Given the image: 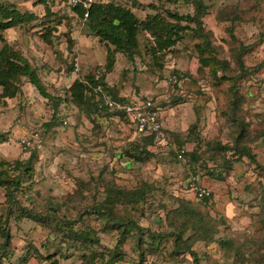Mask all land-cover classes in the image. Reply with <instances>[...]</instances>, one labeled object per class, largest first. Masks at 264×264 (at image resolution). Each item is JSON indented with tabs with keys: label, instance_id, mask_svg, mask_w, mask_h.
<instances>
[{
	"label": "rangeland",
	"instance_id": "1",
	"mask_svg": "<svg viewBox=\"0 0 264 264\" xmlns=\"http://www.w3.org/2000/svg\"><path fill=\"white\" fill-rule=\"evenodd\" d=\"M103 1L124 4L140 19L155 13L146 7L149 0H138L144 5L142 8L133 4L132 0H96V3ZM203 1L209 7L204 17L205 28L212 32L218 57L227 59L234 73L239 72L236 52L241 44L245 47L242 60L244 66L251 70L237 80L236 87L242 95L237 112L247 123L246 134L241 139L254 161L247 156L235 160L233 149L226 152L215 150V142L228 146L235 143V125L230 119L233 91L229 89L230 82L213 80L207 70L200 68L189 36L186 35L173 48L174 51L165 52L157 65L145 50V46L152 43L150 38L141 34V57L137 56L131 62L124 60L125 55L120 54L116 69L106 72L112 73L109 81L121 86L120 90L126 97L160 98L169 94L167 101L170 97L175 101L169 106L166 101L160 103V112L167 108L163 115L168 116L172 130H164L162 124L163 136L148 144V153L140 155L142 160H137L125 152L130 149L137 153L133 149L139 139L136 136L131 142L130 137L133 138L134 134L126 121L116 123L103 119L101 124H95V115L93 118L78 115L82 110L68 97L71 83L68 80L71 78L67 77V72H60L61 68H66L69 63L72 65L75 60L81 79L90 72L96 73L97 67H102L100 71L105 73L106 51L101 54L97 48L102 41L89 33L86 24L73 14L71 6L66 3L58 9L54 7L56 10L48 19L45 5L35 6L39 4L38 0H0V4H13L21 12L35 13L36 19L5 30L4 37L37 67L48 93L55 99L59 98L56 121L48 129L42 124L51 123L52 101L41 95L35 100L30 97L31 93H27L26 87L17 94L18 101L21 99L17 113L22 111L21 115L15 113L16 108L4 112L5 115L0 114L1 118L5 116L0 123L1 132L5 134V139L0 141V162L27 160L32 149H23L20 141L39 131L37 143L40 147L33 154L30 175L24 179V183L31 186L23 195L18 194L21 206L41 215L47 212L49 206L56 209L59 217L76 218L82 214L81 220L74 221L72 228L89 227L97 231L100 245L95 249L107 253L120 237L115 229L105 226V218L89 211L102 201L107 184L136 189L146 182L151 188H148L144 201L119 205L116 210L145 230L166 232L171 225L164 218L165 209L177 206L175 198L186 199L210 224L209 234L196 240L191 247L199 258V264H239L228 256L232 253L230 249L222 248L217 242L221 238L244 250L243 264H264V0ZM166 6L179 13L192 11V5L183 0L167 2ZM232 10L238 17L234 19V24L232 20H219L218 14ZM47 25L52 28L50 43L41 37L46 33ZM69 33L74 39L72 50L67 46ZM102 49L104 51L103 46ZM125 67L128 69L125 70ZM174 79L176 82H173ZM31 90L33 94H39L35 87ZM24 118L32 120L35 125L23 122ZM192 124L195 126L189 129ZM16 129L18 133L14 132ZM180 147L187 151L188 161L176 157L175 150ZM189 153H195L196 159H190ZM191 176L196 177L199 186L210 191L206 202L189 190L187 180ZM26 196L31 198L25 199ZM2 201L3 191L0 189ZM6 209L5 204L1 205L0 214H6ZM85 211L86 214H83ZM9 219L12 240L9 252L4 254L0 264H50L48 260L38 261L27 256L30 245L43 255L60 248V252L65 254V257L59 258L61 264H80L83 252L88 254L86 250L75 248L74 242L65 246L52 222L24 217L17 221L12 217ZM189 233L190 230L184 239ZM136 243L135 237L127 236L120 245L122 260L115 264H193L188 252L172 253L171 237L152 242L154 250L145 251L143 256L139 252L142 248L147 249V243L144 242L141 248ZM249 244L251 247L245 248ZM29 251L33 253L32 248Z\"/></svg>",
	"mask_w": 264,
	"mask_h": 264
},
{
	"label": "trees",
	"instance_id": "2",
	"mask_svg": "<svg viewBox=\"0 0 264 264\" xmlns=\"http://www.w3.org/2000/svg\"><path fill=\"white\" fill-rule=\"evenodd\" d=\"M183 1L192 5L191 13H179L176 9H170L166 6L167 2L177 3V0H149L147 1L146 7L154 10L155 13L146 14L142 19L137 17L131 8L113 1L98 2L91 4L87 8L71 6L70 9L86 24L89 33L97 36L100 41L105 42L107 49L105 64L103 66L105 73H101L102 70L100 71V69L102 67L100 69L97 67L98 70L96 73L90 72L84 79L77 77L68 88V97L79 110L88 113L108 111L103 104L99 105L100 102L102 103L104 96L126 102L128 99L124 96H119L116 88L108 85L105 81L106 72L112 70L114 67L116 54L121 53L125 55L126 59L131 62L137 56L140 58L139 38L143 34L144 36H148L152 42L145 46V50L150 53L152 60L159 65L158 61L161 60V56L165 52L174 51L173 48L181 43L187 35L189 36V41L193 42L200 68L207 70V73L213 80L230 82L229 89L233 91V100L230 103L232 108L230 109V119L235 125V143L233 146H228L227 144L215 142V150L226 152L227 150L233 149V155L236 156L235 160H241L244 156H247L250 160L254 161V157L250 155L249 150L242 144L241 139L246 134L247 123H245L243 118H240V113L238 114L237 112L241 102L240 96L242 97L238 91V87H236L237 80L240 77L246 76L251 70L244 66L242 60V52L245 47L241 44L236 52V62L239 66V72L238 74L234 73L231 63L225 58L218 57L212 42V32L205 28L204 17L208 14L209 7L203 0ZM132 2L141 8L144 7L138 0H132ZM235 13L233 10L224 11V15L218 14V18L220 21L224 19L232 20L234 24V19L238 18L237 15H234ZM52 14L51 11L46 9L45 16L48 19ZM227 14L228 16H226ZM34 19H36L34 12H21L13 4H0V101L3 98L15 97L21 90L24 82L31 83L39 94L52 101L53 115L50 119L51 123L43 124V127L48 129L56 121L59 98L55 99V97L48 93L37 67L31 64L23 56L22 52L10 45L4 37L5 30L29 23ZM51 30L52 28H48L47 25L46 33L41 34V37L47 43H50L51 40L49 39L51 37ZM68 43L69 45L71 44L70 39ZM70 65L69 67L72 70L73 63ZM262 66L264 67V63ZM97 85H100L102 89V95L100 96L98 94V99L93 91V88ZM172 102L174 103L175 101H172L170 97L166 101L167 106L171 105L170 103ZM110 113L125 116V113L121 110H114V112ZM194 126L192 124L189 129H192ZM189 133H191V130ZM4 139L5 134L0 131V141ZM153 139V135L139 137L135 141L137 143L134 144L135 147L133 149L137 153H133L129 149V151H125L126 154H129V157L142 160L143 158L140 155H146L148 153L146 146L152 144ZM22 147L28 151L30 150L29 147L24 145ZM36 148V146L31 148L30 155L25 161L15 160L11 163L5 161L0 162V189L3 191V201L0 202V206L5 204L7 208L6 214H0V263L5 258L4 254H8L12 240L9 226L11 221L9 218L12 217L17 221L24 217L32 218L39 222H52L55 232L60 234V239L64 242L65 246H71V242H74L75 244L73 245L75 248L81 251L86 250L88 254L83 252L80 264H115L121 261L123 256L121 255L120 245L127 236L135 237L136 244L140 248L144 242L147 243V249L144 250L142 248L139 252L141 256L145 254V251L147 253V251L154 250L152 242L155 240L171 237L173 254L177 255L188 252L193 258V264H199V258L191 247L196 240L201 237L204 238L209 234L210 224L209 220L203 217V215H200L198 210L194 209L186 199L175 198L177 200V206L175 208H164L166 211L164 218L167 220L169 226L171 225L170 230L166 232L145 230L134 220L116 210L119 205L138 204L144 201L148 188H151V185L146 182H143V185L136 189H126L118 185L107 184L104 187L102 201L97 203L93 210L89 211L105 218L107 220L105 226L107 227L109 225V227L115 229L120 237L117 244L112 249H109L107 253L95 249V247L100 245L97 231L89 227L72 228L73 222L81 220L82 214H79L76 218L59 217L56 215V209H51L52 206H49L47 212L41 215L40 213H32L31 209L21 206L18 200V194L23 195L27 192V188L31 186V184H25L24 179L30 175L32 170V159ZM189 154L190 159H196L195 153ZM30 198V196H26L25 199L29 200ZM201 200L204 202L207 201L206 198ZM83 214H86V211ZM49 222L47 224H50ZM189 230L191 233L184 239V235ZM217 242L222 248L230 249L232 253L228 254V256H232L234 263L238 262L239 264H243V249L234 246L230 240L221 238ZM247 247H251V245L249 244L245 248ZM27 248V256L29 255L38 261L48 260L50 264H61L59 258L65 257V254L60 252V248H57V251L53 253L47 252L44 255L31 245ZM29 248H32L33 253L30 254L31 251H29ZM58 253L60 255L57 256ZM254 253L255 251L251 255ZM247 258H245L246 261Z\"/></svg>",
	"mask_w": 264,
	"mask_h": 264
},
{
	"label": "built area",
	"instance_id": "3",
	"mask_svg": "<svg viewBox=\"0 0 264 264\" xmlns=\"http://www.w3.org/2000/svg\"><path fill=\"white\" fill-rule=\"evenodd\" d=\"M49 2L51 0H44ZM59 2L61 4L66 3L70 6H82L84 8L89 7L91 4H95L96 0H52ZM73 72H78V63L73 61ZM173 82H176L174 79ZM170 83V81H168ZM93 91L98 99V94L102 95V89L100 85L93 88ZM169 94L163 95L161 98L156 97H134L129 102H121L104 96L102 103L99 105H104L108 110H121L125 113L129 123L134 128V133L136 136H147L154 135L155 140L162 137V123H161V105L160 102L167 101ZM160 105V106H159ZM161 107V108H160ZM39 135L34 133L32 136L21 139V144L29 147L31 149L34 146H38ZM36 142V144H35ZM186 150L184 147L177 148L175 150L176 157L182 161H188V156L186 155ZM187 185L189 190L195 193L198 199L210 198V191L202 186H199L196 181V177L191 176L187 180Z\"/></svg>",
	"mask_w": 264,
	"mask_h": 264
},
{
	"label": "crops",
	"instance_id": "4",
	"mask_svg": "<svg viewBox=\"0 0 264 264\" xmlns=\"http://www.w3.org/2000/svg\"><path fill=\"white\" fill-rule=\"evenodd\" d=\"M32 1H35V0H32ZM39 1V4H37V5H35V6H38V5H42V6H44L45 5V7H44V10L46 11V9L47 10H49V11H51V12H53V10H56V9H54V7H57V9L58 8H60V6H62L63 4H61V3H59V2H56V1H49V2H46V1H44V0H38ZM104 2V1H103ZM102 2V3H103ZM34 10V9H33ZM74 14V13H73ZM65 19V18H64ZM68 23H69V21H68ZM19 27V26H18ZM14 28H16V27H14ZM12 28H9V29H7V30H11ZM73 37H71L70 36V33H69V37L67 38V43H68V40L70 39L71 40V44L69 45V43L67 44V46H68V49H69V46H71L70 47V49L69 50H72L73 49V47H74V39H72ZM99 40V39H98ZM92 46V45H91ZM102 46H103V48H104V51H103V49H102ZM94 47H96L95 45H94ZM97 48L99 49V51H98V53H101V54H103L105 51H106V49H107V44L105 43V42H102V44L100 43H98L97 44ZM78 49H79V47H78ZM121 53H117L116 54V58H115V63H114V68H113V71L116 69L115 67L119 64V62H120V55ZM126 59V57L124 58V60ZM73 62V61H72ZM69 65H70V63L69 64H67L66 65V68L65 67H63V68H61L60 69V72H62V73H64V72H67L66 73V75H68L67 77H69V78H71L70 80H68V82H73V80L74 79H76L77 77H78V74L77 73H74L73 72V69L71 70L70 69V67H69ZM95 65H97V64H95ZM71 66V65H70ZM128 69V67H125V70H127ZM76 74V75H75ZM110 74H112V73H110ZM109 73H106V75H105V81H106V83L108 84V85H110V86H113V87H115L116 88V90H117V92H118V95L119 96H124V97H126V94H124L123 93V91L122 90H120V87L121 86H119V85H117V83L115 82V84L113 83V81H109V75H110ZM80 78V77H79ZM117 81V80H116ZM117 82H119V81H117ZM70 83V84H71ZM123 83V82H122ZM69 84V85H70ZM69 85H67V86H69ZM23 87H26V90H27V93H31L30 94V97H33V98H35V100H36V97L37 96H40L41 94H38V93H35V94H33V92H32V90H31V88L33 87L34 88V86L31 84V83H25V84H23V86L21 87V88H23ZM37 91V90H36ZM42 96V95H41ZM135 97H138V96H135ZM143 97H147V96H143ZM153 97V96H152ZM23 98L24 99H26V98H28V97H25V96H23ZM45 98V97H44ZM134 98V96H127L126 97V99H128V101H130V100H132ZM156 98H158V97H156ZM161 98V97H160ZM21 99H19V101H18V99H17V95L15 96V97H13V98H3V99H1V101H0V104H2V107H1V112L2 113H0V114H2V115H5V113L4 112H8V111H13L15 108V113L16 114H19V115H21V112L20 111H18V113H17V107H18V105L19 106H21ZM19 103V104H18ZM160 103H162V102H160ZM21 109V108H20ZM165 109H167V108H165ZM165 109H163L162 110V112H161V116L163 115V112L165 113ZM22 110V109H21ZM106 110V109H105ZM29 112H31L32 110H28ZM110 112H114V111H111V110H106V111H100V112H91V113H88V112H83V111H79L78 113V115H90L89 117L90 118H93L92 116L93 115H95V118L93 119V122L95 123V124H97V122H99V124H101L102 123V121H103V119H109V120H111L112 122L114 121V122H116V123H121L120 121L121 120H125L126 121V125H127V127H129L130 129H132V131H133V134H134V136H133V138H131L130 137V140H131V142L132 141H135L134 140V138H136V135H135V133H134V128H133V126L129 123V121H128V119H127V117L126 116H122V115H115V114H113V113H110ZM81 113V114H80ZM100 115H99V114ZM15 114V115H16ZM26 115V114H25ZM29 115H32L31 113H29ZM165 115H167V114H165ZM5 117V116H4ZM4 117L3 118H1V116H0V123H3V120H4ZM164 115L162 116V124H163V128H164V130H165V128L166 129H168V130H172V124H171V122L168 120V116H166V117H164ZM98 119V120H97ZM90 120V119H89ZM163 120L165 121V124L167 125L166 127H165V125H164V122H163ZM18 121H21V120H18ZM17 121V122H18ZM23 122H26V123H30L31 125H35V124H33V122H32V120H30V119H25L24 118V120H23ZM44 124V123H43ZM42 124V125H43ZM93 126V125H92ZM34 128H36V127H34ZM0 131H1V128H0ZM3 132V131H2ZM15 133H18V129H16V131H14ZM170 132H173V131H170ZM179 131H177V133H178ZM35 133L36 134H38L39 135V131H35ZM34 134V133H33ZM162 136H163V134H162ZM26 137H28V136H26ZM138 139V138H137ZM153 141H155V138L153 139ZM37 148H39L40 146H36ZM135 147V146H134ZM147 150H149L148 148H147Z\"/></svg>",
	"mask_w": 264,
	"mask_h": 264
},
{
	"label": "clouds",
	"instance_id": "5",
	"mask_svg": "<svg viewBox=\"0 0 264 264\" xmlns=\"http://www.w3.org/2000/svg\"><path fill=\"white\" fill-rule=\"evenodd\" d=\"M142 98H143V97H142ZM126 102H129V101L127 100ZM126 102H125V103H126ZM147 136H148V135H147ZM153 136H154V135H153ZM137 137H138V136H137ZM141 137H143V136H141ZM144 137H145V136H144Z\"/></svg>",
	"mask_w": 264,
	"mask_h": 264
}]
</instances>
